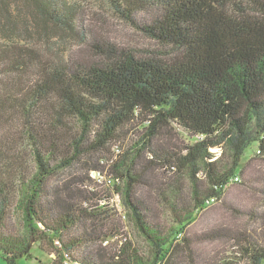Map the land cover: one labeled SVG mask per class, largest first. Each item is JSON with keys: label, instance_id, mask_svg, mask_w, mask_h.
I'll list each match as a JSON object with an SVG mask.
<instances>
[{"label": "trees", "instance_id": "obj_1", "mask_svg": "<svg viewBox=\"0 0 264 264\" xmlns=\"http://www.w3.org/2000/svg\"><path fill=\"white\" fill-rule=\"evenodd\" d=\"M29 1L38 18L79 36L90 55L50 59L0 44V77L34 72L22 77L27 83L0 80L7 86L0 92L2 257L17 264L36 246L46 264H264V212L254 215L259 231L217 224L199 237L186 233L208 200L240 179L245 151L256 144L264 154V0H108L171 50L162 57L87 38L84 19L65 0ZM22 139L33 166L18 149ZM115 144L104 162L100 153ZM78 162L85 173L56 181ZM160 204L171 226L160 222ZM124 217L150 245L147 254L122 230ZM218 241L239 254L212 259L220 251L194 247Z\"/></svg>", "mask_w": 264, "mask_h": 264}, {"label": "rangeland", "instance_id": "obj_2", "mask_svg": "<svg viewBox=\"0 0 264 264\" xmlns=\"http://www.w3.org/2000/svg\"><path fill=\"white\" fill-rule=\"evenodd\" d=\"M65 1L68 5L74 6L79 20L84 19L82 24L84 25L87 38L95 35L98 40H110L116 45L132 50L134 54L141 57H162L168 56L171 53L168 47L161 46L158 42L137 30L128 21L119 17L108 0ZM37 16L33 4L29 0H0V44L30 46L50 59H55L57 55H63L75 60H84L90 55L88 47L71 30L59 27L53 22H44ZM33 73L22 74L20 71L18 73L6 72L4 75H1L0 80L6 79L9 76L27 83ZM22 77L28 80L26 81ZM6 87L0 84V92L7 91ZM11 89H13V86ZM3 131L4 128L0 124V133ZM176 132H178L177 136L180 140L182 138L180 132L178 130ZM23 141L24 139L19 143V150L26 148ZM116 145H110L108 149L100 153V156L105 160L104 162L108 163L106 160L114 157V147ZM24 152L28 153V155L24 153L25 157L29 161L30 166H33L27 148ZM219 153L220 151L216 153V156ZM244 154V157L241 159V164L244 167L240 174V179L230 181L219 200L211 203L205 210L196 213L194 220L186 227V233L189 236L195 234L199 237L198 234L206 232L217 224L226 226L235 232L260 230L261 222L254 215H261L264 212V154L258 151L256 144L248 148ZM81 163L78 162L71 168L60 171V177L55 178L56 181L59 182L63 178H67L70 173L75 174L77 172L80 175L85 173V168H83ZM91 175L96 176L94 173H91ZM160 176L162 175L159 173L158 177ZM198 176H203V174L199 172ZM102 180V178L99 179V181ZM180 183L183 190L182 193L187 194L189 187L186 177H183ZM162 187L164 188V185ZM115 201L117 202L119 211L121 210L122 215H124L118 197H115ZM157 210L160 222L167 227L171 226L173 220L167 204H160ZM247 210H251L253 215L246 214ZM11 222L13 223V221ZM121 224L122 230L130 237L132 243L136 245L141 253L147 254L150 245L140 235L132 222L124 217ZM194 247L203 254H212L213 249L220 251V253L216 252L217 255L213 257L210 255L212 259L221 257L223 253L239 254V251H236L237 249L233 250L231 248L232 246L229 241H218L212 244H199L195 242ZM30 252V258H19L17 264H46L50 261L48 254L36 246H33ZM0 264H10L2 257L1 252Z\"/></svg>", "mask_w": 264, "mask_h": 264}, {"label": "built area", "instance_id": "obj_3", "mask_svg": "<svg viewBox=\"0 0 264 264\" xmlns=\"http://www.w3.org/2000/svg\"><path fill=\"white\" fill-rule=\"evenodd\" d=\"M92 173H94L96 176H93L94 178H96V179H100V178H103V176H102V174L100 173V172H96V171H92ZM233 180H238V178H237V176H235L234 178H233ZM213 202H215V199L214 198H211V199H209L208 200V205L209 204H211V203H213Z\"/></svg>", "mask_w": 264, "mask_h": 264}]
</instances>
